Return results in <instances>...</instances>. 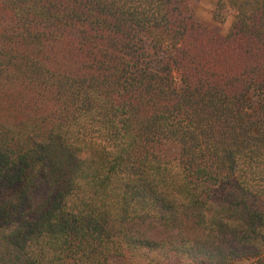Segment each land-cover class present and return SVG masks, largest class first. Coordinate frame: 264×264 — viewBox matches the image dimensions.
<instances>
[{
  "label": "trees",
  "instance_id": "trees-1",
  "mask_svg": "<svg viewBox=\"0 0 264 264\" xmlns=\"http://www.w3.org/2000/svg\"><path fill=\"white\" fill-rule=\"evenodd\" d=\"M0 0V264H264V0Z\"/></svg>",
  "mask_w": 264,
  "mask_h": 264
},
{
  "label": "rangeland",
  "instance_id": "rangeland-1",
  "mask_svg": "<svg viewBox=\"0 0 264 264\" xmlns=\"http://www.w3.org/2000/svg\"><path fill=\"white\" fill-rule=\"evenodd\" d=\"M216 0H202L199 5L198 18L205 24H209L223 34H226L232 24L233 18L230 17L225 24H219L213 20V12ZM251 260L237 261L236 264H251Z\"/></svg>",
  "mask_w": 264,
  "mask_h": 264
}]
</instances>
